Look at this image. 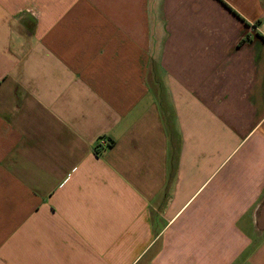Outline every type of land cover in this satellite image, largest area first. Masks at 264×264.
Segmentation results:
<instances>
[{
    "label": "crops",
    "instance_id": "1",
    "mask_svg": "<svg viewBox=\"0 0 264 264\" xmlns=\"http://www.w3.org/2000/svg\"><path fill=\"white\" fill-rule=\"evenodd\" d=\"M0 264H264V0H0Z\"/></svg>",
    "mask_w": 264,
    "mask_h": 264
},
{
    "label": "built area",
    "instance_id": "2",
    "mask_svg": "<svg viewBox=\"0 0 264 264\" xmlns=\"http://www.w3.org/2000/svg\"><path fill=\"white\" fill-rule=\"evenodd\" d=\"M99 149H101V147H99Z\"/></svg>",
    "mask_w": 264,
    "mask_h": 264
}]
</instances>
